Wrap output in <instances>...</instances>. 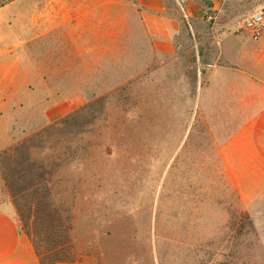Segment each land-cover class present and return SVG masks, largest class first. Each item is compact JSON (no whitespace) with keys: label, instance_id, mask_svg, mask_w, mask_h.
Returning a JSON list of instances; mask_svg holds the SVG:
<instances>
[{"label":"rangeland","instance_id":"rangeland-1","mask_svg":"<svg viewBox=\"0 0 264 264\" xmlns=\"http://www.w3.org/2000/svg\"><path fill=\"white\" fill-rule=\"evenodd\" d=\"M35 1L43 8L46 0ZM67 1L70 16L99 23L100 61L81 64L69 56L68 77L49 87L43 78L28 89L13 79L19 98L4 119L13 142L0 150L84 108L75 125L29 143L36 145L33 159L77 189L67 203L66 255L97 264H264L262 224L237 205L222 174L218 147L242 111L227 91L206 89L212 66L222 65L211 22L196 33L186 25L176 57L160 64L124 0ZM244 1L243 19L264 11V0ZM27 7L28 1L0 7L5 47L18 44L14 24L25 22L20 13ZM4 163L0 157V210L6 211L14 206ZM90 174L99 182L79 181Z\"/></svg>","mask_w":264,"mask_h":264},{"label":"crops","instance_id":"crops-1","mask_svg":"<svg viewBox=\"0 0 264 264\" xmlns=\"http://www.w3.org/2000/svg\"><path fill=\"white\" fill-rule=\"evenodd\" d=\"M27 1V12L20 13L26 16L25 22L14 24L20 32L18 44L5 47L7 36L0 33V150L13 142V127L4 121L7 114H13L12 103L19 94L13 79H23L28 89V84L43 78L49 87L53 79L68 77L69 56L81 64L100 61V25L94 17L84 22V14L70 16L67 0H46L43 8L35 0L12 3L21 7ZM124 1L134 12L152 61L160 60V64L176 57L179 35L186 25L196 33L202 24L211 22L212 35L219 38L217 59L222 65L212 66L206 89L220 88L223 95L227 91L233 101L241 103L242 111L236 129L218 147L222 174L237 205L247 208L252 222L262 224L259 233L264 249V33L253 40L242 28L244 0H183L182 6L180 0H173L176 7L166 0ZM209 14L215 17L213 21L207 20ZM0 264H39L11 205L0 210ZM56 264L97 263L81 259Z\"/></svg>","mask_w":264,"mask_h":264},{"label":"trees","instance_id":"trees-1","mask_svg":"<svg viewBox=\"0 0 264 264\" xmlns=\"http://www.w3.org/2000/svg\"><path fill=\"white\" fill-rule=\"evenodd\" d=\"M12 1L14 0H0V7ZM173 3V0H166L167 5ZM83 109H76L54 123L35 131L30 138L9 147L0 155L5 162L4 176L14 210L22 231L34 248L39 264L81 260L69 258L63 249L70 239V215L67 203L68 199L75 197L77 189L67 186L68 182L74 180L61 178L53 169H47L43 161L37 160V162L33 159L29 151L36 145L29 143L33 139L42 140L45 134L60 126L75 125ZM79 181L98 183L99 178L90 174L80 178ZM70 205H74L73 200L70 201Z\"/></svg>","mask_w":264,"mask_h":264},{"label":"built area","instance_id":"built-area-1","mask_svg":"<svg viewBox=\"0 0 264 264\" xmlns=\"http://www.w3.org/2000/svg\"><path fill=\"white\" fill-rule=\"evenodd\" d=\"M183 0L179 1V5L182 6ZM208 21H213L215 17L211 14L206 16ZM242 28L249 34L253 40H258L264 33V11L258 10L247 17L242 25Z\"/></svg>","mask_w":264,"mask_h":264}]
</instances>
